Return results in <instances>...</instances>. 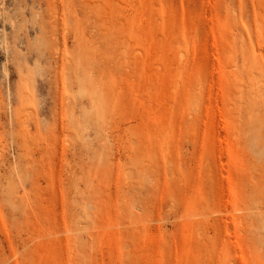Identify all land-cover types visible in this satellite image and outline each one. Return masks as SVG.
I'll return each instance as SVG.
<instances>
[{
    "label": "rangeland",
    "instance_id": "1",
    "mask_svg": "<svg viewBox=\"0 0 264 264\" xmlns=\"http://www.w3.org/2000/svg\"><path fill=\"white\" fill-rule=\"evenodd\" d=\"M0 264H264V0H0Z\"/></svg>",
    "mask_w": 264,
    "mask_h": 264
},
{
    "label": "bare ground",
    "instance_id": "2",
    "mask_svg": "<svg viewBox=\"0 0 264 264\" xmlns=\"http://www.w3.org/2000/svg\"><path fill=\"white\" fill-rule=\"evenodd\" d=\"M60 5V4H59ZM259 30V29H258ZM261 31V30H260ZM259 34V33H258ZM262 39V38H261Z\"/></svg>",
    "mask_w": 264,
    "mask_h": 264
}]
</instances>
